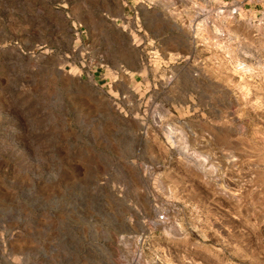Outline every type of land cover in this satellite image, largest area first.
<instances>
[{
	"label": "rangeland",
	"instance_id": "rangeland-1",
	"mask_svg": "<svg viewBox=\"0 0 264 264\" xmlns=\"http://www.w3.org/2000/svg\"><path fill=\"white\" fill-rule=\"evenodd\" d=\"M0 264H264V0H0Z\"/></svg>",
	"mask_w": 264,
	"mask_h": 264
},
{
	"label": "bare ground",
	"instance_id": "bare-ground-1",
	"mask_svg": "<svg viewBox=\"0 0 264 264\" xmlns=\"http://www.w3.org/2000/svg\"><path fill=\"white\" fill-rule=\"evenodd\" d=\"M243 66L245 67V65H243ZM245 69H246L247 71L251 72L250 67H249V68L246 67ZM239 70H240V69H239ZM249 72H248V73H249ZM167 131H168V130H167ZM169 132H171V131H169ZM171 133H172V132H171ZM173 134H174V133H173ZM168 135H169V134H168ZM170 136H171V135H170ZM170 136H169V137H170Z\"/></svg>",
	"mask_w": 264,
	"mask_h": 264
}]
</instances>
